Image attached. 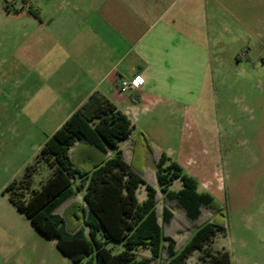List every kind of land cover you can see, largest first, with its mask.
Segmentation results:
<instances>
[{
    "label": "rangeland",
    "instance_id": "obj_1",
    "mask_svg": "<svg viewBox=\"0 0 264 264\" xmlns=\"http://www.w3.org/2000/svg\"><path fill=\"white\" fill-rule=\"evenodd\" d=\"M22 4L23 0H0V70L17 53L18 26L26 18L21 15ZM209 10L215 39L210 100L203 95L197 109L176 103L141 120L134 129L135 155L128 142L120 144L127 158L133 154L134 165L149 182L157 168L154 155L166 153L198 180L200 192L220 202L223 211L217 219L225 222L227 230L215 236L207 249L228 251L232 264H264V0H210ZM3 97L1 93L0 264H75L3 192L36 161V143L42 135L36 125L17 124L18 118L3 106ZM52 173L41 161L31 191L41 189ZM181 188L179 180L171 186L176 191ZM138 196L141 202L147 197L144 185ZM163 207L161 198L159 209ZM194 233L193 227L179 239L185 241ZM136 255L143 259L151 252L139 248ZM202 259L203 252L196 250L187 263L200 264Z\"/></svg>",
    "mask_w": 264,
    "mask_h": 264
},
{
    "label": "crops",
    "instance_id": "obj_2",
    "mask_svg": "<svg viewBox=\"0 0 264 264\" xmlns=\"http://www.w3.org/2000/svg\"><path fill=\"white\" fill-rule=\"evenodd\" d=\"M24 1L0 94L17 124L38 126L36 152L95 92L134 126L157 109L210 100V0ZM136 76L139 88L123 92L121 83Z\"/></svg>",
    "mask_w": 264,
    "mask_h": 264
},
{
    "label": "trees",
    "instance_id": "obj_3",
    "mask_svg": "<svg viewBox=\"0 0 264 264\" xmlns=\"http://www.w3.org/2000/svg\"><path fill=\"white\" fill-rule=\"evenodd\" d=\"M29 13L38 15L33 7ZM134 129L125 113L95 92L45 142L24 176L3 192L75 264H188L196 250L203 252L200 264H232L228 251L206 248L227 230L217 219L223 211L220 202L200 192L198 180L166 153L154 155L157 168L149 182L134 165ZM122 141H130L134 148L131 159L121 148ZM41 161L53 173L41 189L31 191ZM178 180L182 188L172 190ZM141 185L147 191L142 202ZM193 227L195 233L181 241L179 235ZM109 243L113 246L107 247ZM139 248L150 250L151 256L138 259Z\"/></svg>",
    "mask_w": 264,
    "mask_h": 264
},
{
    "label": "built area",
    "instance_id": "obj_4",
    "mask_svg": "<svg viewBox=\"0 0 264 264\" xmlns=\"http://www.w3.org/2000/svg\"><path fill=\"white\" fill-rule=\"evenodd\" d=\"M141 85V78L140 76H136L133 80L131 81H123L121 83V89L123 92L126 91H130V90H135L137 88H139V86Z\"/></svg>",
    "mask_w": 264,
    "mask_h": 264
}]
</instances>
